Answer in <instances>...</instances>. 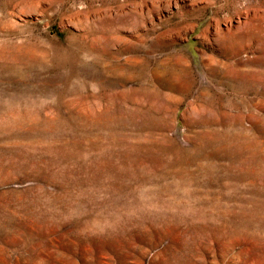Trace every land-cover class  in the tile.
Segmentation results:
<instances>
[{"label": "rangeland", "instance_id": "374dc122", "mask_svg": "<svg viewBox=\"0 0 264 264\" xmlns=\"http://www.w3.org/2000/svg\"><path fill=\"white\" fill-rule=\"evenodd\" d=\"M0 264H264V0H0Z\"/></svg>", "mask_w": 264, "mask_h": 264}]
</instances>
